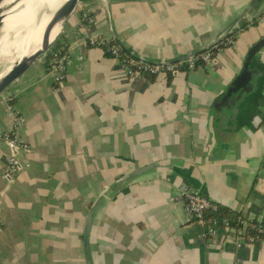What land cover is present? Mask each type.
Here are the masks:
<instances>
[{"label": "crops", "instance_id": "1", "mask_svg": "<svg viewBox=\"0 0 264 264\" xmlns=\"http://www.w3.org/2000/svg\"><path fill=\"white\" fill-rule=\"evenodd\" d=\"M75 9L53 42L73 56L63 84L44 53L0 95V133L15 108L29 145L19 153L29 166L9 178L0 139V264H87L83 227L94 206L92 264H264V243L237 248L220 223L204 236L176 198L186 184L243 219L264 216V70L234 114L216 103L264 37V4L79 0ZM240 26L212 60L168 76L131 78L87 44L103 35L144 61H173Z\"/></svg>", "mask_w": 264, "mask_h": 264}, {"label": "built area", "instance_id": "2", "mask_svg": "<svg viewBox=\"0 0 264 264\" xmlns=\"http://www.w3.org/2000/svg\"><path fill=\"white\" fill-rule=\"evenodd\" d=\"M83 20L92 23L93 18L85 14ZM231 31L228 32V34ZM111 39L103 35L91 36L87 39L90 46L103 47L106 53L119 62V67L123 73L131 78L139 76H168L181 70L193 69L199 65L212 60V58L222 49L230 46L234 41L232 37H228L220 44L215 43L210 47L216 48L215 52L204 50L195 55L183 59L161 62H147L133 55H124L121 48L115 43H111ZM73 62V56L70 50L64 49L63 52L54 50L49 58L48 73L52 81L56 85H62L67 68ZM13 119L11 125L0 133V139L5 143L8 152L4 155L3 171L9 178L14 175L21 167H28L29 163L22 162L19 157L21 151H26L29 145L20 135V129L23 125V117L20 112L11 108ZM176 198L183 202L184 210L189 221H200L205 226L203 235L214 237L216 234L215 226L220 223L223 228V241L231 242L235 247L239 248L254 243H264V223L261 220L238 218L236 225H231L227 219H217L209 217L210 212L217 211V204L213 203L200 190L192 188L186 184L178 186Z\"/></svg>", "mask_w": 264, "mask_h": 264}, {"label": "bare ground", "instance_id": "3", "mask_svg": "<svg viewBox=\"0 0 264 264\" xmlns=\"http://www.w3.org/2000/svg\"><path fill=\"white\" fill-rule=\"evenodd\" d=\"M67 1L0 0V79L13 60L44 50L55 38L66 18L60 11Z\"/></svg>", "mask_w": 264, "mask_h": 264}, {"label": "water", "instance_id": "4", "mask_svg": "<svg viewBox=\"0 0 264 264\" xmlns=\"http://www.w3.org/2000/svg\"><path fill=\"white\" fill-rule=\"evenodd\" d=\"M78 1L79 0H68L64 4L63 8L60 11V16L66 14V18L61 25V30L57 33L55 38L48 44V46L44 50L36 51L27 58H22L17 61L13 60V62L11 63L12 64L11 67L4 74V76L0 79V95L8 88V86L13 81H15L18 77H20L26 71V69L39 56L46 53L50 45L55 41V39L61 33L65 21L75 9ZM254 1H257L259 4H264V0H254ZM229 31H232V30L229 29L224 35H222L218 39H215L209 45L203 47L200 50V52L208 49L211 45L217 43L218 41L226 37ZM263 48H264V37L260 38L259 40H257L255 43H253L249 47V49L247 50L245 54L241 69L236 73V75L233 77V79L224 89V91L221 94V97L217 99V102H216L217 104L219 101L221 104H223L224 107H227L226 109H229L231 113L233 114L236 112L239 106L243 103V101L246 100V96L250 92L256 90L258 85L262 82L261 76L264 70V65L261 61L262 56H263V52H262ZM196 53H193L191 55H195ZM232 118L233 116L229 115V118L227 120L232 119ZM153 167H155V165L150 164V165L141 167L135 173H141ZM105 195L107 196L110 195V189H107L105 191ZM95 208H96L95 206L92 207L90 211L87 213L85 217L84 227H83V247H84V256H85L87 264H92L89 237H90L91 227L93 223V218L95 215Z\"/></svg>", "mask_w": 264, "mask_h": 264}, {"label": "trees", "instance_id": "5", "mask_svg": "<svg viewBox=\"0 0 264 264\" xmlns=\"http://www.w3.org/2000/svg\"><path fill=\"white\" fill-rule=\"evenodd\" d=\"M253 23H255V21H253ZM245 28V26H240L237 27L235 29H233L231 31V33L227 34L226 37H224L223 39H221L218 44H220L221 41H225L228 37H232L234 40V36L237 32H239L240 30H243ZM56 40V39H55ZM111 43H114L113 41ZM54 50H59L57 48H55V44L52 43L49 47V49L46 51L47 55L46 58L49 59L51 56V52ZM208 50H211L212 52L216 51V48L214 49L213 47H210ZM64 49H60V52H63ZM121 52L124 53V55H131L128 51L124 50L121 48ZM202 52V51H201ZM200 53V52H199ZM48 66H49V61H48ZM262 168L264 169V163L262 164ZM217 211L214 212H210L208 215L209 217H214L217 219H227L229 221V223L231 225H236L238 223V218H240L241 216L239 215V213L230 210L227 207H223L221 205L217 204ZM261 222L264 223V216L261 219Z\"/></svg>", "mask_w": 264, "mask_h": 264}]
</instances>
